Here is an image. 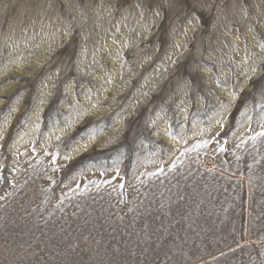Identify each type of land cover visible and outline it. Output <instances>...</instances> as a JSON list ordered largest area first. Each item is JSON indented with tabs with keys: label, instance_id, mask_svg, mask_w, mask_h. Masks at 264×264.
Masks as SVG:
<instances>
[{
	"label": "rangeland",
	"instance_id": "1",
	"mask_svg": "<svg viewBox=\"0 0 264 264\" xmlns=\"http://www.w3.org/2000/svg\"><path fill=\"white\" fill-rule=\"evenodd\" d=\"M262 125L264 0H0V264H264Z\"/></svg>",
	"mask_w": 264,
	"mask_h": 264
},
{
	"label": "snow or ice",
	"instance_id": "2",
	"mask_svg": "<svg viewBox=\"0 0 264 264\" xmlns=\"http://www.w3.org/2000/svg\"><path fill=\"white\" fill-rule=\"evenodd\" d=\"M103 131H105L104 128H100V127H95V128H88V130L84 133L85 138H87L88 135L91 136H97L103 133ZM264 138V125L261 126V131L251 135L249 137V139H251L252 141H256L257 138ZM57 139H60V137L58 136ZM242 143H246L245 140L241 141ZM208 143V141H203L200 144H197L195 147L196 148H200L205 146ZM87 146H85L86 148ZM220 150H224L223 146L221 147ZM65 159H71V157L66 156ZM172 168H175V164L172 165ZM164 170L163 169H159V174L163 175ZM149 175H156V173H150ZM121 188H123V185H120Z\"/></svg>",
	"mask_w": 264,
	"mask_h": 264
}]
</instances>
